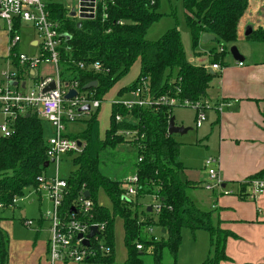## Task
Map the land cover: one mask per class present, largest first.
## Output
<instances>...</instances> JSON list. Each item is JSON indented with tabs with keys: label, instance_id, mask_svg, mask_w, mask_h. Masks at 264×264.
Masks as SVG:
<instances>
[{
	"label": "trees",
	"instance_id": "16d2710c",
	"mask_svg": "<svg viewBox=\"0 0 264 264\" xmlns=\"http://www.w3.org/2000/svg\"><path fill=\"white\" fill-rule=\"evenodd\" d=\"M184 20L189 30L193 47L200 42L202 33L214 36L221 50H212L216 64L228 52L227 45L237 39L239 19L247 8L248 0H181ZM160 0H100L92 19L68 17L60 2H49L47 10L57 22L59 31L68 35L58 47L59 67L64 78L78 83L79 90L87 93L90 100L100 101L103 95L123 77L139 60V72L135 80L118 89L117 94L130 93L144 87L152 98L165 96L177 101L205 100L215 74L209 73L203 64L191 63L186 57L181 35L176 26L167 30L156 40L145 38L147 30L157 22ZM16 22L8 30L9 40L19 30ZM250 42L264 43V29L253 31L247 38ZM10 49L9 58L16 69L15 80H25L30 69L19 64L15 52ZM97 63L98 69L92 65ZM96 81V86L83 89L87 83ZM109 125L100 136L97 109L88 111L84 128L67 137L80 143L79 152H68L74 171L65 179L66 193L60 211L67 213L70 207L89 192L92 206L91 222L104 223L105 240L111 248L108 255H98L85 262L110 264L113 260L114 217L119 216L124 229L126 258L123 264H144L143 254H149L154 264H162L163 254L168 251L175 259L180 244V229H202L209 233L213 247L212 257L202 264H219L228 260L225 253L226 240L233 233L220 228L214 218V210L199 209L187 194V188L199 187L200 183L184 182L180 178L183 169L179 157V142L167 132V125L174 105L127 106L121 102L110 105ZM264 121V108L261 111ZM116 116H120L116 120ZM9 136L0 135V207H11L14 199L23 195L27 186H37V178L45 175L47 161L43 119L36 111L28 110L18 115ZM264 130V129H263ZM128 132L130 135H126ZM127 144L136 149L134 173L138 177V192L135 198L124 199L120 180L101 171L103 158L112 156L118 146ZM138 157L141 158L138 161ZM264 181V168L249 177ZM103 191L111 203L108 209L97 201ZM156 194L161 209L156 219L144 210L139 220L135 212L137 198ZM157 226L159 236H153L149 228ZM140 244L141 249L136 245ZM0 264H8V238L0 227Z\"/></svg>",
	"mask_w": 264,
	"mask_h": 264
},
{
	"label": "rangeland",
	"instance_id": "374dc122",
	"mask_svg": "<svg viewBox=\"0 0 264 264\" xmlns=\"http://www.w3.org/2000/svg\"><path fill=\"white\" fill-rule=\"evenodd\" d=\"M74 0H63L64 4H71ZM158 12L162 13L161 18L155 22L147 30L145 38L148 40H156L167 30L176 26L181 35V41L187 58H193L195 55L206 57L209 50H220V45L216 41L199 42L193 47L189 37V30L184 20V13L181 0H160ZM8 26L0 20V80L6 88V79L1 75L2 72L9 73L15 71L14 65L9 58L10 45L8 44ZM20 40L15 49V53H24L29 58L39 56V46L32 45L31 40L40 41L35 28L29 23H21L18 32ZM231 46L227 45V51ZM198 51V54L195 52ZM231 57L230 53L224 55V59ZM139 70V60L137 59L130 67L129 71L119 79L99 101L98 107H91V111L97 109L98 127L100 135L103 134L109 124L110 104L112 102H125L134 100L135 97L130 93L118 95L116 89L119 86H127L131 84ZM35 75L52 74L53 68L50 65H41L34 70ZM33 87L32 79L26 78V90ZM207 111V110H206ZM204 114H206L204 112ZM175 124L182 125L188 130L183 134H172L175 141L179 142V157L183 165L180 171V178L184 182H188L191 178L207 180L204 162L207 159H213L216 156L218 148L214 143L213 134H210L209 123L201 122L202 126L195 125V110L188 105H175L172 110ZM5 115L0 112V125L4 123ZM87 114L78 115L75 121L66 123L67 131H79L84 128V120ZM44 136L48 139L52 134V126L43 120ZM1 135V132H0ZM202 141V142H201ZM101 163V171L107 176L124 180L134 173L136 162V149L131 148L127 144L118 146L116 152L112 156H106ZM56 166L53 163L45 169L46 178L51 181L55 176L59 178H67L73 171L74 166L70 156L64 154ZM199 176V177H197ZM188 180V181H187ZM213 189L221 190L214 187ZM264 189V188H263ZM263 191V190H262ZM259 192L260 193H262ZM188 195H194L197 202L200 201L201 209H207L208 200L207 192L202 189H194ZM224 192L230 189H224ZM191 196V195H190ZM193 199V196H192ZM97 201L102 206L111 209V203L105 193L101 190L98 192ZM152 202L150 195H144L137 198V206L135 212L139 220H142L144 210ZM194 202V201H193ZM195 204V202H194ZM53 201L49 198V189L44 185L27 186L23 189V195L16 198L14 205L11 207H0V227L3 229L8 238V264H49L48 255L45 250V244L50 236V213L52 212ZM261 215L264 218V203L259 205ZM21 211L24 212L22 217ZM150 216L156 219V213L150 212ZM24 218V221H21ZM238 225V237L230 238L231 243L226 247V252L232 257L224 264H258V260L263 259L264 255V224ZM235 228V227H234ZM123 223L119 216L114 217V242H113V260L110 264H123L126 258V249L123 239ZM153 236H159L160 229L153 226L151 230ZM225 252V253H226ZM213 247L210 244L209 233L205 230H191L188 227L180 229V244L175 259L166 251L163 254L162 264H202L208 257H212ZM144 264H154L149 254H143ZM55 264H64L56 262ZM65 264H102L100 262H67ZM223 264V263H222Z\"/></svg>",
	"mask_w": 264,
	"mask_h": 264
},
{
	"label": "built area",
	"instance_id": "2783aa9c",
	"mask_svg": "<svg viewBox=\"0 0 264 264\" xmlns=\"http://www.w3.org/2000/svg\"><path fill=\"white\" fill-rule=\"evenodd\" d=\"M63 0H0V20L5 22L9 27L18 23L31 24L40 39L36 42L39 46V56L29 58L24 53H15L18 57L21 66L27 64L30 69L29 79L33 81V87L26 90V79L19 81L13 77L15 71L9 73L2 72L1 75L6 79V88L0 80V112L5 115L4 123L0 125V132L3 136H9L13 132L12 125L18 115H23L28 110L36 111L37 115L52 126V134L46 139V156L49 163H53L58 170L57 165L61 160V156L68 152H79L80 144L67 137L65 132L66 123L76 120L78 115L86 112H80L79 109L85 105L98 107V100H90L87 93L79 90L77 81L64 78L59 67L60 54L58 47L67 39L63 35L66 33L59 31L57 22H55L50 12L47 10L49 2H60ZM100 0L93 1V15ZM81 0H74L77 16L74 19L80 20L78 14L80 8L89 6H81ZM67 12L71 4H64ZM87 13V12H86ZM69 17V16H68ZM94 17V16H93ZM82 20V19H81ZM20 38L15 35L8 41L9 48L18 44ZM221 50V48H220ZM241 65L242 62H239ZM41 65H50L53 68L52 74H43L42 76L35 75L34 70ZM98 64L92 65L94 69H98ZM213 69H218L217 64L212 65ZM11 82H15L14 85ZM24 82L23 87L21 83ZM54 83V88L43 92V89ZM75 90L76 95L69 99H64V96L70 91ZM135 97L134 100L121 102L127 106H155L160 104L171 105H188L195 110V125L199 127L205 119L204 110L208 108V103L204 100L196 101H177L174 98L167 99L165 96H159L152 99L144 87H138L130 92ZM90 111V110H89ZM120 116H116L118 120ZM128 136V132H125ZM52 160V162H51ZM141 160L140 157L137 159ZM204 167L207 172L208 181L202 186L206 190H211L214 187L220 188L221 181L218 177L217 159H207L204 162ZM37 185H44L49 189V198L53 201L52 212L50 213V236L46 243V253L48 255L49 264L56 262H83L92 259L98 255H108L111 253V248L105 240V225L104 223L91 222L93 214L91 211V202L87 198H78L70 207L67 213L61 212L60 207L62 199L66 193L67 183L65 179L55 176L51 181H48L45 175H40L37 178ZM138 177L135 173L125 178L120 182V188L123 190L122 197L124 199L135 198L138 192ZM252 194L259 193L264 188V181L261 179H253L250 182ZM228 194L227 192H224ZM230 193V192H229ZM151 209L154 213H159L161 209V201L158 195H151ZM16 199H14L15 202ZM92 226L96 227V232L90 238L87 235ZM152 228H149L151 233ZM80 235V237H78ZM84 240H88V245L84 244ZM137 249H141L140 244L136 245Z\"/></svg>",
	"mask_w": 264,
	"mask_h": 264
},
{
	"label": "crops",
	"instance_id": "0c3cea01",
	"mask_svg": "<svg viewBox=\"0 0 264 264\" xmlns=\"http://www.w3.org/2000/svg\"><path fill=\"white\" fill-rule=\"evenodd\" d=\"M260 28L264 29V0H248L247 8L238 22L235 41L242 60H236L232 56L225 59L223 57L216 63L219 68L213 69L212 50H209L206 57L195 55L188 58L191 63L203 64L215 74L210 82L208 96L204 100L208 103V108L204 110V122L209 123L210 134L215 136L213 141L218 146L215 159L221 190L204 189L202 185L208 181L207 178H191L187 181L200 183V186L189 187L187 192L192 193L195 188L205 190L208 205L210 204L205 210L213 209L214 218L220 228L233 233V236L226 240L225 252L231 243L230 238L238 237V225L257 224L259 221L260 225L264 224V218L259 217L262 213L259 205L264 203V189L260 194H252L248 182L250 176L264 168V121L261 114L264 108V43L250 42L247 39L253 31ZM248 29L251 31L245 35ZM36 42L38 40H31L32 45H36ZM195 54H198V51ZM125 86H119L116 93L119 88ZM201 126L202 124L199 127ZM68 133L74 132L67 131L66 134ZM104 133L105 131L100 136L103 137ZM225 188L236 192L225 194ZM190 195L191 199L193 196L195 205L201 209L200 201L197 202L194 195ZM148 207L151 208V204L146 209ZM21 215L24 216L23 211ZM21 221H24V218ZM226 255L232 260L228 252ZM258 264H264V258L258 260Z\"/></svg>",
	"mask_w": 264,
	"mask_h": 264
},
{
	"label": "water",
	"instance_id": "95a60500",
	"mask_svg": "<svg viewBox=\"0 0 264 264\" xmlns=\"http://www.w3.org/2000/svg\"><path fill=\"white\" fill-rule=\"evenodd\" d=\"M93 1L94 0H81L80 2V5L81 6H89V8H85V7H81L80 8V13L78 14V17L80 18V20H78L77 22V27H79L81 25V19H92L93 18ZM87 12V13H86ZM67 15L71 18H75L77 16L76 14V10H75V3L74 1L71 3V6H70V9L69 11L67 12ZM250 29H248L245 33V35L249 34L250 33ZM64 37H68L66 35H63ZM214 36L209 34V33H202L201 36H200V40L201 42L205 43L207 42L208 40L209 41H212L214 40ZM229 53L231 54V56L236 59V60H242L243 57L240 55V53L238 52L237 48L235 46H231L229 48ZM209 73L213 74V71L210 69L209 70ZM12 85L15 84V82H11ZM96 81H93L91 83H87L86 85L83 86V89H88L90 87H94L96 86ZM24 85V82L21 83V87H23ZM54 88V83L53 82H50V84L48 86H46L44 89H43V92H46L50 89ZM76 95V91L75 90H70L65 96H64V99H69L71 98L72 96H75ZM90 110L89 106L88 105H85L83 107H81L79 109L80 112H88ZM188 130V128H185L183 127L182 125H177L175 124V120H174V117L171 116L169 121H168V125H167V132L169 135H172V134H183L185 133L186 131ZM80 143L78 142V145ZM52 162V160H51ZM49 165V161H45L44 163V167H47ZM83 197L84 198H87L89 197V192L88 191H84L83 193ZM147 211L150 212L151 211V208L148 207L147 208ZM96 232V227L95 226H92L90 228V232L89 234L87 235L88 238L92 237L94 235V233ZM80 237V235L78 236ZM84 244L85 245H88V240H84Z\"/></svg>",
	"mask_w": 264,
	"mask_h": 264
}]
</instances>
